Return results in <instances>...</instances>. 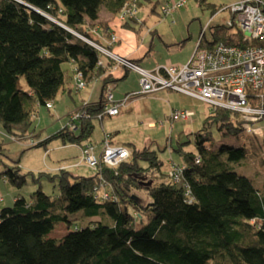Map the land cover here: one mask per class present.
Here are the masks:
<instances>
[{
  "label": "trees",
  "instance_id": "16d2710c",
  "mask_svg": "<svg viewBox=\"0 0 264 264\" xmlns=\"http://www.w3.org/2000/svg\"><path fill=\"white\" fill-rule=\"evenodd\" d=\"M195 1L209 9L211 17L223 10L206 0ZM132 3L135 14L117 18L123 26L137 21L139 0H0L1 133L13 141L31 137L37 109L51 110L60 93L70 92L63 70L68 64L86 85L100 82L99 100L83 103L57 133L39 142L31 139L29 145L45 147L50 140L60 139L78 147L79 160L87 144L100 152L105 133L116 144L109 132H103L96 143L89 140L93 120L114 116L104 112L107 89L119 81L111 73L114 63L76 34L101 44L89 36L88 23L96 21L102 9L117 15ZM226 22L206 23L198 45L238 44L239 33ZM206 28L210 39L205 37ZM22 77L25 89L19 86ZM249 103L264 108V84L249 94ZM209 108L203 127L194 134L195 152L176 150L182 165L171 160L164 169L155 151L133 147L116 167L101 162L96 169L87 166L93 170L89 176H76L65 167L30 172L37 188L29 198L17 193L10 206L0 208V264H264V178L256 185L235 167L247 156L245 146L206 148L214 144L212 128L221 138L241 130L245 133L239 113ZM262 122L255 126L261 127ZM245 134L264 139V132ZM171 165L184 167L179 184L168 178ZM0 177L17 189L27 181L18 161ZM43 178L55 184L57 193L43 192ZM100 178L109 185L108 200L98 198L99 190L94 189ZM59 225H65L66 232L54 238L51 233Z\"/></svg>",
  "mask_w": 264,
  "mask_h": 264
},
{
  "label": "rangeland",
  "instance_id": "374dc122",
  "mask_svg": "<svg viewBox=\"0 0 264 264\" xmlns=\"http://www.w3.org/2000/svg\"><path fill=\"white\" fill-rule=\"evenodd\" d=\"M139 1L136 25H130V27H134V29H130V32L135 35L136 43L147 48L151 47L154 55H158L163 61H170L171 64L168 65H174L173 63L177 62L182 65L181 63H184L194 50L201 29L206 23H210V25L225 23L230 14L223 8L236 0H206L216 7L222 6L223 10L220 9L212 17L211 11L199 6L195 0H185L173 13L164 16L159 13L161 6L167 1L179 2L180 0ZM116 16L119 18L118 14ZM121 24L118 19L114 23L116 44L122 37L121 35L126 33L122 32L124 27ZM205 37L211 38L208 28L205 29ZM179 43L182 44L179 45ZM102 58L104 60L105 57L102 56ZM63 70L68 78L65 86L70 92L60 93L54 100L51 110H47L45 107L37 109L31 137L21 141H13L0 131V147L3 149H0V173L18 161L21 173L27 176L25 185L20 189L4 183L0 177V195L8 194L5 201L0 202V208L12 204L10 201L12 190L16 194L20 193L26 199L29 198V195L37 188L31 179L30 172L47 170V167H54L55 165L56 167L60 165L58 167L60 169L64 167L62 164L79 162V149L72 143L63 144L60 139H52L45 147H31L29 145L31 139L39 142L50 138L67 124L69 115L80 108L83 103L96 102L99 99L100 82H89L85 88L76 91L75 82L71 79L73 73L70 65L64 64ZM120 71H124L122 66L114 75H118ZM116 84L110 86L113 96H123L127 90L138 86V75L133 70H129L128 75ZM19 86L22 89L27 87L23 77L19 80ZM182 109L193 112V117L188 121H171L169 116L173 110ZM210 110L208 105L202 101L177 91L163 90L151 95L139 94L129 99L118 114L112 117L106 116L101 122L93 120L94 127L89 140L96 143L100 141L103 132H110L113 135V142L126 147L128 150L133 147L138 150L147 147L155 151L164 163L163 168L166 169L171 160L176 164H183L181 156L176 152L178 148L181 147L185 152H195L194 134L203 127L204 118ZM239 118L243 120L241 116ZM260 125L264 132V122ZM211 130L214 144H209L206 148L214 150L221 144L234 147L245 146L247 156L243 163L235 167L249 176L256 185H260L264 178V139L248 137L242 130L238 131L236 135L227 134L226 138H221L215 128ZM75 133L78 132L75 131ZM45 150H47L48 156H45ZM43 158L46 159L45 163H43ZM69 171L76 176H89L93 173L92 169L81 164ZM41 184L42 190L46 194L57 193L55 184L47 179H41ZM136 194L142 200H147L144 193L137 192ZM65 232V225H59L51 233V236L60 238Z\"/></svg>",
  "mask_w": 264,
  "mask_h": 264
},
{
  "label": "built area",
  "instance_id": "2783aa9c",
  "mask_svg": "<svg viewBox=\"0 0 264 264\" xmlns=\"http://www.w3.org/2000/svg\"><path fill=\"white\" fill-rule=\"evenodd\" d=\"M185 0L168 2L161 6L163 15L174 12ZM231 13L226 24L240 37L238 44L215 43L209 47H201L196 43L194 50L185 64L163 65L153 70H145L132 61L117 56L109 50L116 37L110 35L108 43L101 45L84 36L78 37L93 46L98 52L109 58L114 69L123 67L135 71L139 75V91L125 95L121 100H114L111 87L106 92L104 112L116 115L126 102L139 94H154L161 90H172L196 98L211 108H224L235 111L243 119L245 133L263 135L262 128L255 126L264 120V108L254 107L249 103V94L257 92L264 84V0H236L223 8ZM136 12L135 4H126L118 13L120 20L131 17ZM53 21L54 18L46 15ZM98 64H102L99 59ZM73 80L76 91L85 88L86 83L79 72L74 70ZM48 108L51 107L47 103ZM73 114L72 119L84 115ZM193 112L182 109L173 110L169 116L171 121H188ZM130 154V150L122 145L111 143L105 133L99 153L94 146L87 144L81 149L78 164L96 169L101 162L109 167L118 166ZM199 156L196 157V162ZM182 166L171 165L167 171L168 178L175 183L183 179ZM108 183L100 178L95 190H99L98 198L108 200L111 192L106 190ZM1 200V198H0Z\"/></svg>",
  "mask_w": 264,
  "mask_h": 264
},
{
  "label": "crops",
  "instance_id": "0c3cea01",
  "mask_svg": "<svg viewBox=\"0 0 264 264\" xmlns=\"http://www.w3.org/2000/svg\"><path fill=\"white\" fill-rule=\"evenodd\" d=\"M116 20H117V16L115 14H112V13L106 11L105 9H102L100 11L99 15H98V19L96 21H94V22H89L88 23L87 32H88L90 37H92L93 39L97 40L101 44L106 45L109 36L114 34V29H115L114 23L116 22ZM136 22H130V23L127 24V26H123L121 24V26L124 27V28H122V32H126V33L125 34L123 33L121 35L122 39L120 38L119 41L117 42V44L115 43V45L112 44L110 46L111 52L114 53V51H115L114 54H116L117 56L126 58V59H128L130 61H134L141 68H143L145 70H152L154 68H157V67H160V66H163V65L171 64L170 61H167V60L163 61L162 59H160L158 57V55L157 56L154 55L153 54V50H152L151 47L147 48L146 46H144L142 44L138 45L136 43L135 35L132 32H130L131 31L130 29H134V27H130V25H134ZM182 43H180L179 45H181ZM192 52H191V54H192ZM191 54H190V56H191ZM190 56L187 57L186 61L184 63H181V64H185L188 61V59L190 58ZM173 64L174 65H180V64H178V62L177 63H173ZM118 70H119V67L116 68V69H112L111 70V73H112L114 78L121 80V78L125 74H126V76L128 75V72H126V70L124 69L123 72L120 71V73H118V75L115 76L114 73H116V71H118ZM138 80H139V75H138ZM115 85H117V84L115 83ZM137 90H139V84H138L137 87H134V89L127 90L123 94V96L122 95L121 96L118 95L116 97L114 96V99L115 100H120L125 95L133 93V92H136ZM161 91H163V90H161ZM100 92H101V87H100V90H99V95H100ZM91 103H93V102H91ZM149 125H152V124L149 123ZM46 152L47 151H45V153ZM45 156H48V154L46 153ZM45 158H43V163H45V160H46ZM77 164L78 163H71V164H67V165L64 164V167L65 168H69V170H70V169H72L74 167H78ZM58 167H56V165L54 167H47V170H49L50 172L51 171H55V170L58 169ZM43 171H45V170H43ZM6 195H8V194L6 193L5 195H1V197H2V201L1 202L5 201ZM15 195H16V192H14L12 190L11 194H10V201L11 202H13Z\"/></svg>",
  "mask_w": 264,
  "mask_h": 264
}]
</instances>
